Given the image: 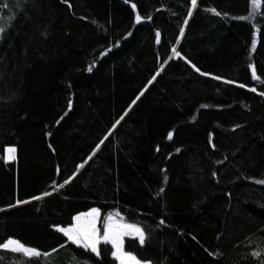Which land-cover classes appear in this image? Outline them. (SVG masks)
I'll return each instance as SVG.
<instances>
[{
  "label": "trees",
  "instance_id": "obj_1",
  "mask_svg": "<svg viewBox=\"0 0 264 264\" xmlns=\"http://www.w3.org/2000/svg\"><path fill=\"white\" fill-rule=\"evenodd\" d=\"M190 7L0 0V242L50 253L0 250V264H117L103 243L99 257L58 247L52 225L90 207L100 224L119 212L143 227L145 244L125 237V250L153 264H264V7L247 20L236 17L249 0H197L188 17Z\"/></svg>",
  "mask_w": 264,
  "mask_h": 264
},
{
  "label": "snow or ice",
  "instance_id": "obj_2",
  "mask_svg": "<svg viewBox=\"0 0 264 264\" xmlns=\"http://www.w3.org/2000/svg\"><path fill=\"white\" fill-rule=\"evenodd\" d=\"M64 3H68V0H64ZM249 6L251 8V12H249L248 16H240L236 17L240 20H247L249 17H251L254 14H257L259 10L264 7V0H249ZM133 9L136 8L135 4H132ZM197 8V0H191V7L188 9V17H191L193 15V9ZM210 11L214 12L216 15H221L217 9L212 8ZM224 16H227L228 13H223ZM144 17H142L139 13L136 15V21L139 23ZM148 19H151V17H148ZM183 23L186 25L188 23V19H185ZM6 30L3 27H0V38H2V34ZM185 29L181 27L179 29L180 36L177 37V43H179L180 37L184 35ZM255 36V33H253ZM156 39L159 42L160 39V32H156ZM256 40L253 39L252 47L255 49ZM173 53L176 56H180V52L176 50L175 47L172 49ZM188 64L191 65V67L198 73H201L204 76H210L212 75L209 72H201V69L197 67L196 64H194L191 60L187 61ZM163 67V66H161ZM248 67L251 69L252 76L255 79H260V77L257 75V69L256 66L253 64H249ZM88 71H92L91 66L88 68ZM159 73H157L158 75ZM216 80L223 79L221 76H215ZM156 77L153 76L152 80H155ZM152 80L149 81V84L152 83ZM227 83L233 84L236 83V81L229 80L226 81ZM240 87H246V85L241 84ZM253 92L256 91L255 88L252 89ZM261 95H264V92L260 93ZM139 97H137L138 99ZM135 103V101H133ZM72 101L68 100V107L71 108ZM62 119V118H61ZM124 117L121 116L120 119L116 120V122L112 125V128H116L117 125L120 124L121 120H123ZM59 123V121H57ZM111 131V130H110ZM51 133H49L50 135ZM211 133L209 134L210 142H211ZM173 132H168V139H172ZM107 139V137H105ZM104 143V140H101L100 143H98L95 148L93 149V153H95L96 149H99L101 145ZM215 147V145H213ZM159 150V148L157 149ZM16 147L10 146L6 147L4 149L5 155L3 159L5 162L8 161H14L16 159ZM177 152L180 151V149H176ZM92 157L89 156V159ZM84 163H87V161H84ZM84 163H81L77 165L76 172H73L72 176H75L77 172L84 167ZM59 168H57V172L59 173ZM216 173L213 172V176H215ZM72 176L68 177L64 181V184H67L71 179ZM165 180H167V176L164 177ZM257 183L264 185V179H260L256 181ZM55 183V182H53ZM64 185H58V187H63ZM55 191V189H53ZM164 189L161 188L160 192H163ZM50 195L49 192L42 193V196H48ZM41 196H34L31 197V199H40ZM27 201L19 200L17 199L16 204H22L26 203ZM9 207H13V205H9ZM119 217V219H117ZM101 218V208L99 207H90L86 211H79L76 212L74 215L71 216L70 222H68L66 225H62L60 223H54L52 225V228L57 232L62 234L63 237L66 239L64 240L63 244H59V248H63L65 245L71 243L73 245H77L81 248H83L85 251H88L90 253L95 254L97 257L101 255V248L100 245L103 243L105 245H110V254L111 257L114 258V260L117 262V264H153L152 260L148 258H140L137 253L134 251H126L125 250V237H134L138 238L139 244L143 246L146 242V232L143 227H141L137 223H128L125 221L124 217L120 215L119 212L113 213L109 212L106 217H104L102 229L98 227V222ZM165 221L163 219L160 220V224H164ZM0 250L4 251H10L13 254H22L26 258H39L41 256L48 257L50 253L48 251L41 252V250L38 247L28 246L25 242H22L21 239L14 238L12 235H8L6 239H3L2 242H0ZM52 252H56L57 248H52ZM214 255V253H213ZM254 256H259V252H254Z\"/></svg>",
  "mask_w": 264,
  "mask_h": 264
},
{
  "label": "rangeland",
  "instance_id": "obj_3",
  "mask_svg": "<svg viewBox=\"0 0 264 264\" xmlns=\"http://www.w3.org/2000/svg\"><path fill=\"white\" fill-rule=\"evenodd\" d=\"M118 219V218H117ZM102 225H103V222H102V224H100V221L98 222V227H100L101 229H102ZM138 239V238H137ZM110 246V245H109Z\"/></svg>",
  "mask_w": 264,
  "mask_h": 264
},
{
  "label": "water",
  "instance_id": "obj_4",
  "mask_svg": "<svg viewBox=\"0 0 264 264\" xmlns=\"http://www.w3.org/2000/svg\"><path fill=\"white\" fill-rule=\"evenodd\" d=\"M8 162H10V161H8Z\"/></svg>",
  "mask_w": 264,
  "mask_h": 264
}]
</instances>
